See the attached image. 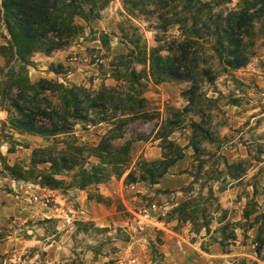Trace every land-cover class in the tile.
I'll use <instances>...</instances> for the list:
<instances>
[{
	"label": "rangeland",
	"instance_id": "obj_1",
	"mask_svg": "<svg viewBox=\"0 0 264 264\" xmlns=\"http://www.w3.org/2000/svg\"><path fill=\"white\" fill-rule=\"evenodd\" d=\"M199 1L210 5L213 19L246 5L243 0ZM1 2L0 46L9 40ZM185 4L186 0H174L162 9L149 0H109L104 9H95L89 20L76 18L82 29L65 46L50 54L35 53L27 62L33 83L47 79L81 86L92 93L103 86L114 88L125 69L145 71L142 96L149 117L131 120L117 131L123 137L112 141L118 146L133 140L131 168L140 160H160L162 124L166 120L176 123L169 139L183 148L184 157L157 184L126 185V172L120 178L110 174L103 183L82 190L116 212V221L106 226L86 219L71 200L70 191L78 189L80 171L100 166L88 151L83 153L82 167L56 176L61 183L56 189L41 186L35 177L49 171L47 163L36 165L34 174L26 175L28 181H17L26 185L23 191L10 187L7 179L14 177L6 166L28 172L34 150L50 147L57 152L67 145L95 147L113 127V121L93 124L95 117L91 115L88 121H78L71 134L49 139L18 134L9 125L14 112L9 99L16 92L5 76L9 69L18 68V62H6L0 56V264H51L44 249L53 241L62 246L59 264H179L196 245L207 252L213 248L223 253L242 250V257L232 264H264V234L258 240L264 219L253 224L256 216L264 214V15L254 19V37L245 41L248 64L234 70L226 68L214 52L215 39L205 30L209 15L200 14L196 27L202 37L195 40L192 50L200 57V67L211 70L213 81L204 77L199 99L190 104L185 92L191 84L178 80L154 84L148 77L147 61L153 51L162 57L173 55L178 44L190 36L192 18ZM49 97L58 102L55 94ZM194 123L205 133L193 132ZM193 138L196 149L191 145ZM102 185H112L121 198L102 196ZM99 195L102 202L97 201ZM35 196L49 202H36ZM58 197L69 198V219L48 217L47 207L66 208ZM22 202L30 209L25 204L26 209L19 207ZM185 202L197 203L193 224L179 221L177 208ZM9 203H18L17 210L7 211ZM97 208L92 211L102 214ZM205 222L209 223L206 228ZM9 236L21 243L13 240L18 245H9L7 251ZM38 239L41 242H36Z\"/></svg>",
	"mask_w": 264,
	"mask_h": 264
},
{
	"label": "trees",
	"instance_id": "obj_2",
	"mask_svg": "<svg viewBox=\"0 0 264 264\" xmlns=\"http://www.w3.org/2000/svg\"><path fill=\"white\" fill-rule=\"evenodd\" d=\"M149 1L165 9L174 0ZM243 1L246 5L239 10L229 13L226 17L213 19L208 3L186 0L185 7L192 18V27L188 30L190 36L178 44L176 52L171 56L162 57L152 52L147 61L148 77L153 83L158 85L172 80L189 82L191 88L185 95L189 103L194 104L199 99L198 91L204 77L213 81L211 70L200 67V57L192 50L197 44L195 40L202 37L201 29L196 27L201 13L209 15V25L205 30L207 35L215 39L214 52L221 57L225 67L235 70L246 66L249 56L246 53L245 41H251L254 37V19L264 15V0ZM108 3L109 0H2L3 21L9 40L7 45L0 46V56L6 62H18L17 69L11 68L5 74L10 89L16 92L15 96L9 99V105L14 111L9 118L10 128L18 134L49 139L57 135L71 134L78 121H88L91 115L95 117V120H91L93 124L113 121V127L95 147L67 145L57 152L50 147L34 150L32 167L28 172L18 166H6L14 179L28 181L26 175L34 174L36 165L47 163L50 165L49 171L39 172L35 177L40 179L38 184L41 186L56 189L61 184L56 176L82 167L83 153L88 151L99 160L101 169L100 166H94L90 170L83 168L79 173L80 180L77 181L76 188L84 190L108 180L110 174L120 178L126 172V185L138 182L154 185L184 157L183 148L169 139L173 132L171 127L176 124L171 120L162 124L163 132L159 137L163 152L160 160H140L131 168L130 152L133 140H125L118 146L112 143L113 140L123 137L122 134H117V131L131 120L149 117L145 112L146 99L142 96L145 89L142 82L145 71L125 69L114 88L103 86L96 93L81 86H66L47 79L33 83L28 77L27 62L33 54H50L61 49L82 29V26L75 22L76 18L87 21L95 9H104ZM87 6H90V9L87 10ZM258 7L260 8L257 9ZM164 22L171 24L168 20ZM125 87L126 90L121 91ZM51 94L57 96V103L49 97ZM193 125V132H204L199 124ZM195 139H192L191 145L196 149ZM102 199L99 195L97 201L102 202ZM196 212V202H185L177 208L181 222L195 223ZM261 219H264V214L256 216L253 224L259 223ZM208 224L205 222L203 227L206 228ZM263 234L264 227L261 226L259 241L262 240ZM202 250L207 252L204 248Z\"/></svg>",
	"mask_w": 264,
	"mask_h": 264
},
{
	"label": "crops",
	"instance_id": "obj_3",
	"mask_svg": "<svg viewBox=\"0 0 264 264\" xmlns=\"http://www.w3.org/2000/svg\"><path fill=\"white\" fill-rule=\"evenodd\" d=\"M50 61H55L57 60L56 57H45ZM34 59H39L34 58ZM60 61H63L62 59H60ZM8 183L10 184L11 188H14L15 191H23V188L26 187L25 184H23L21 186L20 182H17L19 180L16 179H7ZM70 193L72 194V202L73 204L79 205L80 206V212L82 213V215H84V217L86 219H91V221L96 222L98 225L101 226H106L109 225L110 223H114L117 219V215L116 212L113 209L107 208L105 205L103 204H98L96 201H94V199H92L91 195L89 194L88 191H82V190H78V189H73L70 191ZM100 194L104 197H111V198H121L120 195H122L121 193H119L117 190H115L112 185L109 186H105L102 185V188L100 190ZM55 195V194H54ZM69 198H64V200H62L61 198L58 197L59 202H61L62 204L65 205L66 208L64 207H58V206H54V207H47L49 212H48V217L49 218H62V217H67L68 219L70 218V216L68 215V212L66 210H72V207L70 206V201L68 200ZM16 204V206H15ZM17 204L18 203H12L10 205L7 206V211H16L17 210ZM25 203H21L18 206L19 207H23V209H26V207L23 205ZM26 205V204H25ZM100 208L102 211V214L99 213H95L94 208ZM11 206V208L9 207ZM27 206V205H26ZM9 208V209H8ZM27 208L30 209V206H27ZM32 208V207H31ZM85 208V209H84ZM97 208V209H98ZM20 208H18V212H19ZM8 213V212H7ZM38 214V212H35V214ZM62 236H64V234H62ZM10 239V241L7 243V251H9V245H18V242H16V244H14L13 240H17L19 241V243H21L20 239H15V236H9L8 237ZM36 242H41L40 239H38ZM193 249L188 253L187 257H184V259L179 263V264H184V262H187L189 264H232V261H235L237 259H239V257H242V250H232L231 252L228 253H223L222 250H220L219 248H213L210 252H204L201 250V248L199 247V245L196 246H192ZM62 246L61 243L59 241H53V243L51 244H47L45 245V249L44 251L47 252L49 258H50V262L51 264H59L60 261H62L63 259V253H62ZM27 261H25V264Z\"/></svg>",
	"mask_w": 264,
	"mask_h": 264
},
{
	"label": "built area",
	"instance_id": "obj_4",
	"mask_svg": "<svg viewBox=\"0 0 264 264\" xmlns=\"http://www.w3.org/2000/svg\"><path fill=\"white\" fill-rule=\"evenodd\" d=\"M34 201H36V202H39V203H43V204H47L48 202H49V200H48V198H42V199H40L39 197H37V196H35L34 197ZM44 201V202H43Z\"/></svg>",
	"mask_w": 264,
	"mask_h": 264
}]
</instances>
